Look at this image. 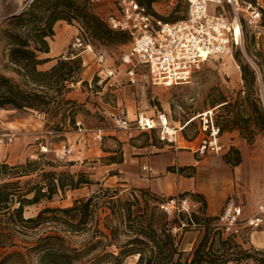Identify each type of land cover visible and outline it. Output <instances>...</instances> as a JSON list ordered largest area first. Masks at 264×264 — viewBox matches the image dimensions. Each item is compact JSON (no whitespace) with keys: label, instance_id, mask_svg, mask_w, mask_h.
<instances>
[{"label":"rangeland","instance_id":"1","mask_svg":"<svg viewBox=\"0 0 264 264\" xmlns=\"http://www.w3.org/2000/svg\"><path fill=\"white\" fill-rule=\"evenodd\" d=\"M30 0H0V23L14 13L21 12L29 4ZM241 7L247 4L255 6L256 3L261 6L260 10H264V0H239ZM95 12L103 19L108 14L115 11L113 0H99L93 4ZM152 11L161 16L179 18L186 14V0H153L149 7ZM210 9V7H209ZM242 22L243 16L247 15L244 10L241 12ZM87 43L80 31L75 35ZM71 39V44L74 37ZM244 48L248 42H251L252 54L248 55L245 49L234 48L231 54L211 57L205 60L200 67L192 73L190 80L186 83L174 84L171 86L154 85L149 81L142 79L139 74L136 76L135 83H130L124 74L126 66L121 62L120 57L128 49L129 43L118 46H91L94 52L104 54L106 62L105 66L115 68L117 74L110 82L104 80L97 83V72L100 67L96 64L94 54L83 47L77 49H69L66 55H76L82 60L81 80L70 84L71 90L78 87L86 94V101L93 105V108L83 106L85 102H80L77 106L75 114L76 124L71 126L67 120L57 124V118H51L36 110H16V109H0V134L14 133L13 140L10 143L0 145V163H6L10 166L25 163L29 160H38L41 162H50L45 164L44 170H55L57 172H70L76 177L82 175L92 181V183L80 184L76 189H65L59 191L51 200H42L39 203L25 206L23 210L24 217L35 216L39 210L44 207L65 208L72 206L75 199L87 198L91 194H101L102 199H107L110 194H118L121 197H129V194H153L144 187L133 185L131 177L146 178L147 175L141 172V165L136 172L135 163H124V158L130 156L136 159L141 155L142 150H146V163L159 162L161 166L167 165V152L175 146H185L184 139H191L198 133V127L201 123L199 114L206 111H212L215 123L220 126L225 112L216 105L220 96H225L233 101L236 98L244 96L243 81L241 79V71L236 61V55L246 61L256 72V96L261 99L264 107V75L262 77L257 62L264 63V23L260 20L253 26H245L243 28ZM0 41V72L7 76H15L6 64L4 58V48ZM71 46V45H70ZM261 52V55L256 52ZM90 79L87 81L86 79ZM115 80L113 85L112 82ZM86 81L87 84H83ZM100 92V93H96ZM214 105V106H213ZM126 110L129 111V119L133 120L138 113H142L146 117H157L158 114H164L167 117L170 126H177V122L181 124L192 118L193 121L183 130L177 132V142L168 143L161 141L155 130L141 131L134 127L129 130H122L116 127L114 116L124 115ZM244 116L253 115L251 109L243 111ZM78 123V125H77ZM81 128V129H79ZM78 130L76 133L75 131ZM234 130H221V141L224 144V150L220 154H203L195 157L197 160L204 159L209 162L210 167L213 166L219 170V165L224 162L231 168L235 177V193L238 200L241 201L243 207V217H250L256 209V195L262 194L264 191L259 188L264 184V132L258 133L252 142H248L238 132L239 143L236 146L230 145V132ZM237 131V130H236ZM51 142L47 152L42 151V146ZM66 143L72 148L71 154L65 160H59L55 157L53 149L58 145ZM173 145L172 148L165 145ZM150 145H154L151 147ZM146 147L143 149V147ZM239 148L240 164L237 167L232 165L236 154L231 151L232 148ZM181 148V147H180ZM184 148V147H182ZM151 150H155L152 151ZM157 150V151H156ZM182 150H187L182 149ZM156 152V153H155ZM242 153L243 156L240 154ZM229 157L230 161H226ZM134 162V161H133ZM201 163V164H204ZM200 166V165H198ZM41 167V166H40ZM198 177L202 182H206L208 172L206 167L198 168ZM145 170V168H144ZM195 170L188 167L184 172L185 175H193ZM36 174L22 176L20 181L35 179ZM14 180V179H13ZM1 182V180H0ZM160 198H166L161 197ZM98 204L96 216L88 219L87 223L78 227L71 225L72 222L68 214L56 212L53 220L30 229L24 228V232L17 233L14 236L13 243L5 248H1L2 255L11 250H19L25 254L26 264H37V256L33 253L28 254V247L34 245L39 236L46 234H57L63 238L66 245L80 249L94 240L98 233L93 234L94 230L102 229L105 209L101 203ZM191 205L196 203L192 209L198 211L201 204H197V200L190 198ZM52 216V215H48ZM172 216V215H170ZM215 216V215H214ZM244 217V218H245ZM264 217V216H263ZM75 224V223H73ZM183 227H172V233L179 238V248L184 251L187 256L195 242L201 236L200 230L196 229L195 224H186ZM256 230H248V242H243V247L248 249L256 256H262L264 252V243L262 234ZM78 229V230H74ZM254 229V228H253ZM253 233L250 243V232ZM101 237V236H100ZM128 237L121 234L118 237L119 243L126 241ZM103 243L107 244L102 237ZM242 243V238L236 239ZM105 250L117 251L114 245H106ZM238 248L233 247L229 258H238L236 251ZM256 250L259 253H256ZM98 250L84 257L76 264H105L97 263L96 254ZM261 252V253H260ZM137 256L128 257L125 264H134ZM221 264H254L252 259H242L236 261L231 260Z\"/></svg>","mask_w":264,"mask_h":264},{"label":"trees","instance_id":"2","mask_svg":"<svg viewBox=\"0 0 264 264\" xmlns=\"http://www.w3.org/2000/svg\"><path fill=\"white\" fill-rule=\"evenodd\" d=\"M151 1L138 0L163 21H175L185 16H161L149 8ZM251 1L254 3V0ZM93 4L91 0H31L22 13L0 23L4 58L15 75L7 76L0 72V109H32L57 118V124L63 125L67 120L69 125L75 126L76 108L80 102L70 98L68 93L71 91L70 84L81 80L82 60L76 55L58 56L49 68L40 69V64L50 60L40 55L49 51L50 39L55 34L54 25L61 20L78 26L83 38L92 46L118 47L129 43L130 35L109 28L105 19L95 12ZM260 21L264 23L263 10ZM242 26H246L245 22H242ZM250 45L251 42H248L244 48L248 55L252 54ZM256 54L261 55V52L257 51ZM235 58L241 71L244 96L233 101L220 96L215 106L219 105L225 112L221 116V130H237L244 139L252 142L258 133L264 132V107L256 96L255 70L239 54ZM257 66L263 77L264 63L257 62ZM82 83L87 84L86 81ZM246 109H251L253 115L244 116L243 111ZM231 151L236 154L232 162L236 166L240 163L239 151L234 147ZM226 161H230L229 157ZM45 164L50 162L28 159L25 163L13 166L0 163V249L11 245L14 236L24 232V228L33 229L52 221L56 212L68 214L72 221L69 223L75 227L85 224L96 216L98 204L102 201L106 213L102 229L97 228L93 232L98 233L99 237L77 249L66 245L57 234H46L39 236L34 245L28 247L27 256L35 254L37 264H76L98 250L95 256L97 263L105 264H125V260L131 256H137L134 264H221L242 259L264 264V252L262 256L248 252L243 242L223 235L213 225L216 215L205 214L206 202L199 193L181 194L201 204L198 211L193 210L189 214L182 212L168 215L158 206L164 198L156 194H129V197L110 194L107 199L100 201L101 194H91L84 199H75L72 206H47L35 216L24 217L25 206L51 200L59 191L92 183L82 175L76 177L66 171L44 170L42 166ZM32 174H36L35 179L19 180L22 176ZM182 223L195 224L201 232L187 256L179 248V238L172 233V227L184 228ZM121 234L128 238L120 244L118 237ZM102 237L107 244L103 243ZM106 245H114L117 251H106ZM233 247L238 248V258H229ZM26 261L25 254L19 250H11L3 255L0 252V264H26Z\"/></svg>","mask_w":264,"mask_h":264},{"label":"built area","instance_id":"3","mask_svg":"<svg viewBox=\"0 0 264 264\" xmlns=\"http://www.w3.org/2000/svg\"><path fill=\"white\" fill-rule=\"evenodd\" d=\"M97 2L99 0H91ZM115 11L108 14L105 22L109 28L127 32L130 35L128 49L120 57L126 66L124 74L130 83H135L139 76L154 85L171 86L186 83L192 73L207 59L216 56L231 54L234 48H243L242 11L245 24L255 26L261 16L257 3L252 6L241 7L239 0H186L187 11L183 18L175 21H163L154 16L145 4L138 0H113ZM210 7V9H209ZM264 11V10H263ZM239 26L240 33H236ZM72 47L89 49L100 67L97 72V83L113 79L117 70L105 66V56L94 52L90 45L82 42L81 37L75 36ZM201 123L198 127L199 142L195 152L203 154H220L224 150L221 141V128L215 123L212 111L199 114ZM116 127L129 130L131 127L141 131L157 132L161 141L177 142V132L181 131L192 118L177 126H170L164 114L157 117H146L138 113L133 120L123 115L114 116ZM78 125V123H77ZM170 127L171 132L167 130ZM14 133H1L0 145L10 143ZM51 142L42 146L47 152ZM53 153L59 160H65L72 152V148L62 143L54 148ZM159 209L168 215L193 211L195 204L188 196L175 195L162 199ZM264 203L258 206L257 211L250 217H242V209L235 196H228L216 215L213 225L223 235L233 239L242 238L248 242L249 229L262 228L264 237ZM184 224L182 223V226Z\"/></svg>","mask_w":264,"mask_h":264},{"label":"crops","instance_id":"4","mask_svg":"<svg viewBox=\"0 0 264 264\" xmlns=\"http://www.w3.org/2000/svg\"><path fill=\"white\" fill-rule=\"evenodd\" d=\"M54 31L55 34L53 38L50 39L49 51L47 53H42L40 55V57L49 58L50 60L40 64L39 65L40 69L49 68L55 62L56 57L64 56L65 54H67L69 49L71 50L75 49L72 47L71 39L79 32L78 26L73 24H68L67 22L61 20L55 23ZM70 54L72 55V52H70ZM75 54L80 55V53H75ZM86 80L89 81L90 79L88 78ZM111 80L112 79L108 80V82H110ZM114 83L115 80L110 85H113ZM96 93H100V92H96ZM68 96L72 99L77 100L78 102L84 101L85 104L83 106L87 108L89 107L91 109L93 108V105L90 102L86 101L85 99L86 94L79 88V86L74 87V89L68 93ZM123 116L126 117L128 120H131L129 119L128 110H126V113ZM75 132L77 133L78 130H76ZM229 134L230 137L232 138L230 145L237 147V144L240 142L238 139V131L234 130L231 131ZM182 139L186 144L185 146L173 147V145L171 144L165 145L170 148L173 147V150L170 149L167 152L166 163L168 166H170L168 170L166 169V166L164 167L161 166L159 162L151 163L150 165L146 163L145 160L147 158V155L145 154L146 150H142V152H140L141 155L139 157H136V159L133 158L131 159L130 156L127 157L126 155V157L124 158V163L127 162L135 163L136 172H139L138 167L141 165L142 167L141 172L147 175L146 178L131 177V180L133 181V185L138 187H144L150 190L153 194L162 197L181 195L184 192L202 194L206 202L204 212L208 216L217 215L220 212L226 198L232 195L235 196L237 202L241 206L242 217H243L244 206L242 205L241 201L238 200L237 193H235L236 179L229 165L224 162H221L219 165L220 167L219 170H216L215 168H213V166L210 167L209 162L204 163L203 162L205 161L204 159L197 160L195 158L198 156L195 152V148L199 142V134H196L191 139H184L183 137ZM150 146L154 147V145H150ZM145 148L146 147L144 146L143 149ZM185 148L187 150H182ZM152 151L155 150H151V152ZM240 154L243 156L242 153ZM188 167L194 168L195 173L193 175L187 176L184 174V172ZM199 167H206V170L208 172L207 173L208 177L206 182H202L198 177ZM235 167H237V165ZM259 188L264 191V184L260 185ZM256 197H257L256 199L257 206L256 209L254 210V213L257 211L258 206L264 203V192L262 194H257ZM197 204H199L198 201ZM255 232L256 231L250 232V238H251L250 243L251 242L253 243L252 236L253 233ZM258 232L262 234V229H259ZM262 239L264 243L263 236Z\"/></svg>","mask_w":264,"mask_h":264},{"label":"bare ground","instance_id":"5","mask_svg":"<svg viewBox=\"0 0 264 264\" xmlns=\"http://www.w3.org/2000/svg\"><path fill=\"white\" fill-rule=\"evenodd\" d=\"M236 33H237V34L240 33L239 26H236ZM88 50H89V49H88ZM242 50H244V47L242 48ZM167 130H168L169 132L172 131V129H171L170 127H168Z\"/></svg>","mask_w":264,"mask_h":264},{"label":"water","instance_id":"6","mask_svg":"<svg viewBox=\"0 0 264 264\" xmlns=\"http://www.w3.org/2000/svg\"><path fill=\"white\" fill-rule=\"evenodd\" d=\"M31 1V0H30ZM26 8V7H25ZM24 8V9H25ZM24 10H22L21 12H18V13H14V14H12L11 16H16V15H19L20 13H22ZM11 16H9V17H11Z\"/></svg>","mask_w":264,"mask_h":264}]
</instances>
